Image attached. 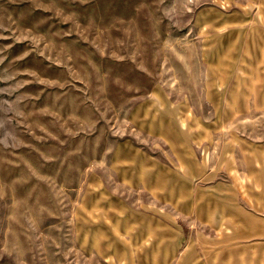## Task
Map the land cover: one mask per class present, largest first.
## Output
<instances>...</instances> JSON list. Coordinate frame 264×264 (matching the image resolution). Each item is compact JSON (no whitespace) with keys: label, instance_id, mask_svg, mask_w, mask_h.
<instances>
[{"label":"rangeland","instance_id":"1","mask_svg":"<svg viewBox=\"0 0 264 264\" xmlns=\"http://www.w3.org/2000/svg\"><path fill=\"white\" fill-rule=\"evenodd\" d=\"M0 264H264V0H0Z\"/></svg>","mask_w":264,"mask_h":264}]
</instances>
